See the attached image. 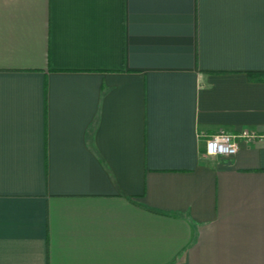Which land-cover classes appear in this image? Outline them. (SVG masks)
<instances>
[{
	"label": "crops",
	"instance_id": "0c3cea01",
	"mask_svg": "<svg viewBox=\"0 0 264 264\" xmlns=\"http://www.w3.org/2000/svg\"><path fill=\"white\" fill-rule=\"evenodd\" d=\"M250 73L264 0H0V264H264Z\"/></svg>",
	"mask_w": 264,
	"mask_h": 264
},
{
	"label": "built area",
	"instance_id": "2783aa9c",
	"mask_svg": "<svg viewBox=\"0 0 264 264\" xmlns=\"http://www.w3.org/2000/svg\"><path fill=\"white\" fill-rule=\"evenodd\" d=\"M248 132L240 134L231 132H217L206 137L205 154L207 156H231L238 150V139L242 137H251Z\"/></svg>",
	"mask_w": 264,
	"mask_h": 264
},
{
	"label": "trees",
	"instance_id": "16d2710c",
	"mask_svg": "<svg viewBox=\"0 0 264 264\" xmlns=\"http://www.w3.org/2000/svg\"><path fill=\"white\" fill-rule=\"evenodd\" d=\"M251 77L257 78V79H264V73H250Z\"/></svg>",
	"mask_w": 264,
	"mask_h": 264
}]
</instances>
